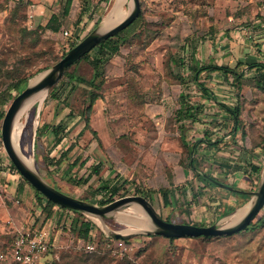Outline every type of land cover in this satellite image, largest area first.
Masks as SVG:
<instances>
[{"label":"rangeland","instance_id":"1","mask_svg":"<svg viewBox=\"0 0 264 264\" xmlns=\"http://www.w3.org/2000/svg\"><path fill=\"white\" fill-rule=\"evenodd\" d=\"M139 2L142 19L113 39L119 50L105 63L103 78L97 82L101 99L89 116L96 135L85 128L84 117L94 90L75 79L90 80L93 70L89 61L81 60L48 91L39 108L36 104L22 116L19 149L32 159L46 182L74 198L100 205L98 202L106 197L94 193L102 182L126 180L119 197L144 196L166 221L227 225L234 216L219 221L222 211L214 203L229 192L205 187L194 175L188 166V148L180 139V125L186 130L188 144L197 140L215 143L214 147L199 143L194 158L201 172L226 185L235 183L233 172L241 171L243 161L247 163L250 146L262 144L264 148V90L255 86L256 72L238 64L239 59L246 63L243 53L241 56L236 46L230 48L231 32L244 28L250 30L247 35H251L253 47L256 45L254 22L264 23V0ZM87 4L92 19L74 27L71 37L65 38L62 31L45 32L33 24L26 0H0V99L10 83L25 80L28 84L58 62L71 45L96 27L98 18L101 21L106 16L114 0H87ZM120 8L127 14L129 4L124 2ZM77 35L80 39L75 41ZM212 51L219 65L242 71L244 78L238 85L231 74L201 72L198 82L213 96L207 99L193 78L197 69L211 65L206 57ZM8 93L10 97L0 105L4 113L20 92L10 89ZM182 106L195 109L194 122L177 123V111ZM225 107L238 109L236 135L232 134L234 121ZM60 121L66 131L63 140L54 144L53 136L43 133L42 128ZM98 164L101 168L95 175L92 168ZM221 164L226 167L218 166ZM250 183L255 191L259 177L250 178ZM12 185L16 191L10 194ZM163 189L169 191L168 207L163 205ZM35 193L11 167L0 138V205L29 208L28 222L20 215L13 221L12 213L0 217V251L18 230L35 229L36 216L30 203L37 197L38 206L46 205V199ZM250 200L247 197L238 208ZM135 207H124L101 219L51 208L50 215L53 211L57 215L47 230L50 254L42 264H264V207L251 222L252 228L235 235L172 241L145 235L140 226L147 218ZM75 221L76 230L82 221L92 224L85 241L71 235ZM111 232L133 236L125 243L110 237ZM87 244L93 246L92 252L84 251Z\"/></svg>","mask_w":264,"mask_h":264},{"label":"water","instance_id":"2","mask_svg":"<svg viewBox=\"0 0 264 264\" xmlns=\"http://www.w3.org/2000/svg\"><path fill=\"white\" fill-rule=\"evenodd\" d=\"M129 1L131 7L129 8L128 13L120 21L115 24H108V20H106V18L108 19L112 16L111 13L114 8L113 6L90 33L71 47L53 66L36 76L35 78H38L33 83H28L27 86L16 97H14L5 111L0 125L1 143L11 165L20 174L23 180L47 201L72 212L101 219L110 217L111 214L124 207H138L147 218L148 225H150V229L142 230L147 236H162L167 239L199 237L216 238L229 237L246 230L264 207V170L259 179L256 190L251 192L237 191L229 185L214 181L217 186L223 189L246 194L247 197H250L251 199L247 203V205L250 204V207L240 218L227 225L220 226L216 221L207 226H198L189 223H173L162 219L153 205L141 195L122 196L106 204L95 205L64 194L46 182L34 168L25 164L19 153L13 147L11 142L12 125L22 103L31 95L41 90H46L48 93V91L64 77L65 73L71 66L81 60L99 44L112 38L131 25L140 16L141 6L139 0ZM244 207L234 210L225 217L220 218L219 221L226 217L231 218ZM109 235L116 240L123 241L133 236V234H123L120 232H111Z\"/></svg>","mask_w":264,"mask_h":264},{"label":"trees","instance_id":"3","mask_svg":"<svg viewBox=\"0 0 264 264\" xmlns=\"http://www.w3.org/2000/svg\"><path fill=\"white\" fill-rule=\"evenodd\" d=\"M69 4H70V0L67 1V8L64 11V15H67ZM141 19H142V14H140V16L131 25H129L126 29H124L120 33L128 32L130 29L134 28V26ZM99 22H100V18H98L96 20L95 25L97 26ZM47 28H49L53 32L58 31V27H56L54 25L53 26L49 25ZM120 33H118V34H120ZM118 34L113 36L112 38L102 42L101 44H99L97 47H95L91 52L86 54L81 59V60L89 61L90 66L92 67V70H93L92 78L90 80H85V79L78 77V76L75 77V79H77L81 84H85V85L89 86L90 88H93V90H94V91L90 92V96L88 99V105L84 111L85 128H87L94 135H96V132L89 125V116L93 110V106L96 103V101L101 99V96L98 93L100 85L97 84V82L99 81V83H100L102 78H103L105 63L107 61H109V59L113 55L117 54V52L119 50L118 43L113 41V39L116 36H118ZM74 45H71L70 48L73 47ZM92 52H93V54H92V56H90V54ZM81 60H79V61H81ZM238 64L247 67L248 71H255L256 72L255 77H254L255 86L260 90H264V63H256V62L243 63L242 61H238ZM203 71H213V72L218 71V72H221L224 74H231L233 79L236 81V83L238 85H240L242 83V80L244 78V74L242 71H237L236 69L230 68L228 66H217L216 65V66L201 67V68L197 69L195 71V76L193 78V82H195L197 84V86L205 92L207 99L213 98L211 92H208V90L201 83L198 82V75ZM26 86H27V82L25 80H16L15 82L10 83L8 85L6 91H5V95L2 96L0 99V105L5 104V102L7 101V97H10V95L8 93L10 91V89H14L19 93ZM225 110L227 111V113H229L230 116H232V119L234 121V125H233L234 131L232 132V134L234 135L238 131V124H239V122H238V117H239L238 109L236 111H234V110L230 109L229 107H225ZM3 116H4V112L0 111V125H1V121L3 119ZM196 118L197 117L195 114V109L193 107H190V106L183 107L182 106L177 111V118H176L177 123H180V122L185 121V120H189L191 122H194L196 120ZM42 129H43V133L50 132L51 135L55 137V142H56L55 144H58L61 141V139L58 137V135L64 131L63 125L58 124V125L51 126V127H49L48 125H44ZM180 129H182L181 130V136H180L181 142H182L183 146L188 148V153H189V165L188 166H189V168L192 170V172L198 178V180L203 184V186L209 187V188L217 187V185L214 183V181H217V180L214 177H212L211 175L201 172L199 170V164H198L197 160L194 158V155L197 153V145L199 143H204L209 147H214L215 143L214 142H207L204 140H197L196 143L190 145L185 141L186 130L181 125H180ZM37 132H38L37 134H40L41 131L37 130ZM242 137H244V133H242ZM256 146H259V145H253V147H256ZM11 167L13 168L12 165H11ZM100 168H101L100 164L93 167L92 168L93 174L97 175L100 171ZM250 168L254 172L258 171V167H256L255 165H251ZM125 184H127L126 180H124L120 183H113V184L106 182V181L102 182L101 185L95 190L94 194L101 195V196L103 195L106 197V199L103 201H99L98 204L103 205V204H106V203L112 201L115 197H119L120 191L124 188ZM36 195L40 196V194L37 192H36ZM234 195L238 199L237 203H235L234 205H225L223 211L218 216V218H223L226 215L230 214L234 210L238 209V207L243 205L247 200V195L244 193L237 192ZM161 197H162L163 205L165 207H168L170 205L169 191L165 190V189L161 190ZM45 202H46L45 203L46 205L43 207V212L46 214V218L50 216V210L53 207H57L61 210H64L63 208L58 207L57 205H55L54 203H52L50 201L46 200ZM74 213H76V212H74ZM77 214L81 215L80 213H77ZM75 223L73 224V227H72L73 229L71 230V233L77 235L78 238L86 240L88 238V235L90 234V229L92 227V224L89 221H82L79 223V225H78L79 227L76 230L75 228L77 226V221H75ZM261 223H264V218L261 219ZM250 228H252L251 223L248 226V229H250ZM14 237H13V239H14ZM169 240L172 241L174 239L171 238ZM124 242L126 243V241H124ZM8 246L9 245L5 246L1 251H4ZM49 251H50V249L48 250L47 256L50 254Z\"/></svg>","mask_w":264,"mask_h":264},{"label":"crops","instance_id":"4","mask_svg":"<svg viewBox=\"0 0 264 264\" xmlns=\"http://www.w3.org/2000/svg\"><path fill=\"white\" fill-rule=\"evenodd\" d=\"M67 1L68 0H26V3L28 5L27 9L29 12L28 17L31 19V22L33 24H35L36 26H38V28L44 30L45 32L57 33L58 31H62L63 36L65 38H69L72 35V29H74V27L76 29L78 27H82V25H84L87 21H90L92 19V15H91L90 7L88 6L89 4H87V0H70L67 15H64V11L67 8ZM254 23H256L254 24V26L257 29L256 34H255V36L257 37V41L255 42L256 45H254L253 47L252 43L250 42L251 35H247L248 32L249 34L251 33L250 30H240V31L231 32V38L233 40L230 41V48H233V46H236L235 48L236 49L238 48L237 50L240 52L241 56L243 53V58H244V61L246 62L264 63V23L261 21H256ZM49 25L51 26L54 25L58 27V31L57 32L51 31L49 28H47ZM76 37H78V35L75 36V41L80 39V38L76 39ZM236 38L238 39L237 41H236ZM255 50L257 51L255 52ZM254 53H256L255 57H252ZM210 54H208L206 57L209 64H211L210 66H216V65L224 66V65H219L217 63L218 59L213 55V51ZM239 60L243 61L242 59H239ZM58 124L63 125V121H60ZM65 128L66 127L64 126V131L58 135L61 141L63 140V136H64L63 133L66 131ZM47 133H50V132H47ZM234 135H236V133ZM53 138H54V144H55L56 143L55 137L53 136ZM261 145L256 146V147L250 146L251 151H249L247 153V156H245L247 159L246 160L247 163L243 161L241 163L243 167L241 171L233 172V180L235 183L230 184L229 186L233 187L237 191H243V192L252 191V189H250L251 187L250 178L253 179L255 176H258L260 179V176L262 175L263 170H264V148L261 147ZM243 154H245V151L243 152ZM248 163L249 165L253 164L256 167H258V171L256 172L252 171L250 168L251 165L250 166L247 165ZM218 166L223 167V168L226 167L224 164H221ZM227 176H229V174ZM216 188H221V187L217 186ZM15 191H16V188L12 185L8 192L12 194ZM228 192L229 193L225 195L226 196L225 199L219 200L217 203H214L219 206L218 207L219 211H223L225 205H234L238 201L237 197L234 195L237 192H232V191H228ZM36 200H38L37 197H35L34 203L32 202L30 203V207L32 210H34L35 216L37 219V220L35 219L34 228L37 231L43 230L47 232V236H48L49 233L47 230L50 224L52 223V220L57 214H56V211H53V214L46 218V214L43 212L44 204H41V206L40 205L38 206ZM203 208H206V207H203ZM16 209H17L16 207H13V209H9L8 206L6 205H3V206L0 205V217L7 218L11 216L10 215L11 213L13 215L12 217L13 221H18L16 220L18 215H20L21 217L23 216V220H25L26 217H28L27 211L29 210V208H27V206L19 207V209H17L19 212L16 211ZM55 209H56L55 207L52 208V210H55ZM60 210L61 209H59V211ZM25 222H28V219H26ZM201 225L207 226V224L206 225L201 224ZM71 235H73V233H71ZM77 239L83 240L78 237ZM179 239H184V238H179ZM179 239H174V240H179ZM166 240L170 241L167 238Z\"/></svg>","mask_w":264,"mask_h":264},{"label":"built area","instance_id":"5","mask_svg":"<svg viewBox=\"0 0 264 264\" xmlns=\"http://www.w3.org/2000/svg\"><path fill=\"white\" fill-rule=\"evenodd\" d=\"M48 247L47 232L22 229L8 247L0 251V264H42L47 258ZM84 251L92 252L93 246L87 244Z\"/></svg>","mask_w":264,"mask_h":264},{"label":"bare ground","instance_id":"6","mask_svg":"<svg viewBox=\"0 0 264 264\" xmlns=\"http://www.w3.org/2000/svg\"><path fill=\"white\" fill-rule=\"evenodd\" d=\"M124 2H127L129 4V8L131 7V3L129 0H114V8H113L112 13H111L112 16H110L108 19L106 18V20H108V24H115L118 21H120L126 15V13L123 12L120 8ZM37 78L31 79L29 83L30 84L33 83ZM46 96H47V91L41 90V91L31 95L29 98H27L22 103L19 111L17 112V114L14 118V121H13L12 130H11V142L13 144V147L19 153V155L21 156V158L25 162V164H27L31 168H34L35 170H36V168L32 162V159H29L26 156V154H24V152L19 149V146H18L19 145L18 143H19V140L21 137V133H23L22 131H23V127H24V123L20 122V119L22 118V116L25 113H28L34 105L37 104L39 107L42 104V102L44 101V99L46 98ZM249 207H250V204H248L246 207H244L243 209L239 210L236 214H234L233 215L234 218L231 222H234L238 218H240L248 210ZM146 229H149V225L147 224V222H145V224L140 226L141 231L146 230Z\"/></svg>","mask_w":264,"mask_h":264}]
</instances>
